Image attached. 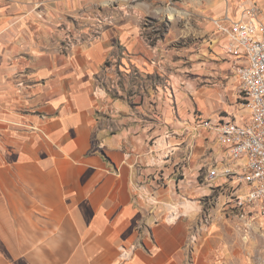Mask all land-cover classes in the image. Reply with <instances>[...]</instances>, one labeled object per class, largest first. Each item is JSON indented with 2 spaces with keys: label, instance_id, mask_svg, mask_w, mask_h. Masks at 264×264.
Masks as SVG:
<instances>
[{
  "label": "crops",
  "instance_id": "crops-1",
  "mask_svg": "<svg viewBox=\"0 0 264 264\" xmlns=\"http://www.w3.org/2000/svg\"><path fill=\"white\" fill-rule=\"evenodd\" d=\"M166 1L184 15L162 38L145 21L161 26L154 8ZM107 3L116 24L61 52L59 25L85 23ZM250 4L264 19V0H0V264L242 263L228 253L231 225L212 223L193 248L189 240L212 192L233 195L222 180L203 181L224 152L194 130L195 114L245 117L235 58L213 19H240ZM167 65L182 86L175 100L133 80ZM111 72H120L114 90L97 97ZM167 205L180 208L177 221L164 220ZM136 243L125 260L122 248Z\"/></svg>",
  "mask_w": 264,
  "mask_h": 264
},
{
  "label": "built area",
  "instance_id": "built-area-1",
  "mask_svg": "<svg viewBox=\"0 0 264 264\" xmlns=\"http://www.w3.org/2000/svg\"><path fill=\"white\" fill-rule=\"evenodd\" d=\"M100 12V11H99ZM85 23L77 25L75 21H66L59 25L62 32L59 44L61 52H67L78 46L90 44L99 39L105 28L114 26V15L88 13ZM217 31L226 37L225 52L234 57V72L241 80V106L246 116H220L218 118H199L193 122L194 130L207 131L222 147L224 155L214 157L203 167V181L213 188L223 181L221 186H231L235 208L245 215L258 209L264 216V19L258 4H250L242 10L240 19L230 17L213 19ZM105 96L108 92L99 86ZM158 143V142H157ZM163 142L158 144L162 146ZM169 148V147H167ZM174 153L172 148L168 153ZM168 157V156H167ZM170 157V156H169ZM206 171H205V170ZM218 186V185H217ZM216 186V187H217ZM242 187L246 190L242 191ZM150 203L148 215H154L160 205L154 193L147 194ZM181 216L176 205L165 206L164 220L175 222ZM160 220H155V224ZM212 216L203 213L191 235L189 246L199 243L201 235L208 232ZM143 245L133 244L122 248L125 260Z\"/></svg>",
  "mask_w": 264,
  "mask_h": 264
},
{
  "label": "rangeland",
  "instance_id": "rangeland-1",
  "mask_svg": "<svg viewBox=\"0 0 264 264\" xmlns=\"http://www.w3.org/2000/svg\"><path fill=\"white\" fill-rule=\"evenodd\" d=\"M177 1L181 0H172V2L174 3H176ZM171 8L176 11L177 14L169 15L167 10ZM154 9L155 16L157 15L158 18L162 16L163 18L161 26L159 24H156V17L146 18L147 20L145 21V26L151 27L152 31L155 27H157L158 34L160 35V37L164 38L166 35L165 32H167L171 28L176 16H183L184 13L179 11L181 9L175 6V4L167 1L162 7H155ZM158 10H161V13H157ZM90 13L114 15L115 18L119 15V12H117L116 10H112L111 5L108 3L101 5L100 8ZM152 39L153 38L149 37L150 42H152ZM153 40L155 42L157 41L156 39ZM183 46H185V44L182 41H177V48ZM174 61H180V59L175 58ZM157 67L160 68L159 65H157ZM162 69L163 70H160L161 75L158 74L156 75V77H142L137 73L133 76V80L138 81L141 78L142 81L144 80L143 83H145V86L147 85V89L150 91H155L157 87L163 91H167L166 89L168 88L170 90L167 92L168 96L172 95V100H175L176 94L179 90L182 89V86L179 80H177L176 78H174L173 82H171L170 79L172 80L171 76L173 74H176L177 71L171 65H167L165 67L163 66ZM119 74L120 72H111L109 76H106L105 73L104 76L99 79V86L101 87V89H105L107 92H112V90H114L113 87L116 86L115 81L120 79ZM147 89L145 87L146 91ZM97 93V97L103 98L102 95H104V92H102V90L99 89ZM242 111L244 112L243 109ZM244 115L246 116V113H244ZM198 120L199 118L196 113L194 122H198ZM231 190L233 193L232 188ZM222 192L223 191H218L216 189L212 192L211 198H209V200H207L205 204V209H208L209 211L203 213H209L212 216V223L222 222L232 226L230 227L233 228L232 230L228 229V231L225 232L227 234L226 243L229 249L228 253L232 256L233 261H239L240 258L242 261L241 264H264V216L258 209H254V212L250 215H245L242 210L235 208V201L233 196L229 194L230 201L228 202V194L226 193V191L221 194ZM186 197L189 199L199 198L198 195H186ZM230 204H232V207L229 206ZM203 213H201V215ZM201 215L197 219V224L200 220ZM219 216H222L223 220H218ZM234 258L237 260H235Z\"/></svg>",
  "mask_w": 264,
  "mask_h": 264
},
{
  "label": "bare ground",
  "instance_id": "bare-ground-1",
  "mask_svg": "<svg viewBox=\"0 0 264 264\" xmlns=\"http://www.w3.org/2000/svg\"><path fill=\"white\" fill-rule=\"evenodd\" d=\"M167 12H168V14H169V15H174V14H177V12H176V11H174L172 8H171V9H169V10H167Z\"/></svg>",
  "mask_w": 264,
  "mask_h": 264
}]
</instances>
